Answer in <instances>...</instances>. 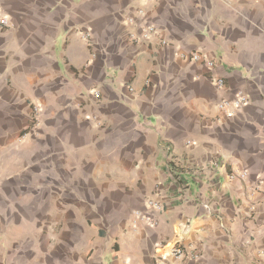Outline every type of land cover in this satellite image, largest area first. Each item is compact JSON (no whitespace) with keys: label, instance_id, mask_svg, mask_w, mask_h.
<instances>
[{"label":"crops","instance_id":"1","mask_svg":"<svg viewBox=\"0 0 264 264\" xmlns=\"http://www.w3.org/2000/svg\"><path fill=\"white\" fill-rule=\"evenodd\" d=\"M0 12V264H264V0Z\"/></svg>","mask_w":264,"mask_h":264},{"label":"built area","instance_id":"2","mask_svg":"<svg viewBox=\"0 0 264 264\" xmlns=\"http://www.w3.org/2000/svg\"><path fill=\"white\" fill-rule=\"evenodd\" d=\"M147 2H154L155 0H146ZM143 12L142 11H140V14H142ZM127 23L128 24H133L134 23V20L133 19H128L127 20ZM3 27H8V19L6 18V17H4V16H2L1 15V12H0V28H3ZM144 38L145 39H150V35H153L154 33H155V27L154 26H147V27H145V29H144ZM131 39L133 40V41H135V42H138L139 41V36L138 35H136V34H132L131 36ZM163 43L164 44H166V42H164L163 41ZM189 58H190V61H194V62H198V61H200V62H202L204 65H205V67L207 68V69H209V70H213L214 69V61L213 60H211V59H209L208 57H205V56H203L200 52H195V53H192L190 56H189ZM214 82H215V85L218 87V88H223V86H224V81H223V79H221V78H215L214 79ZM95 96L97 97V98H99V94L98 93H96L95 94ZM235 106L236 107H241V106H244V105H246L247 103H248V99L246 98V97H244V96H238L237 98H236V100H235ZM228 105H229V103L227 102V101H223L222 103H220L219 104V108L221 109V110H224L225 108H227L228 107ZM35 113L37 114V113H39L38 112V109L35 107ZM36 117H37V115H36ZM33 122H34V124L36 125H34V127H37V125H38V120H37V118H34L33 119ZM242 176H244V174L242 175ZM148 204L150 205V207L151 208H153V209H157V210H160V209H162V207H161V204L157 201V200H149L148 201ZM174 253L177 255V256H180V255H182L183 254V251H182V249H180V248H177V249H175V251H174ZM195 257H197V255H194Z\"/></svg>","mask_w":264,"mask_h":264}]
</instances>
